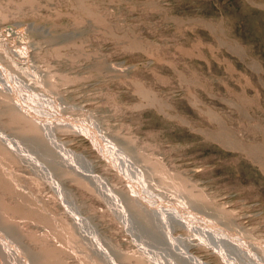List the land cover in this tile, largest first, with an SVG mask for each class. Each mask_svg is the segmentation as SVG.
I'll return each mask as SVG.
<instances>
[{
  "label": "rangeland",
  "instance_id": "1",
  "mask_svg": "<svg viewBox=\"0 0 264 264\" xmlns=\"http://www.w3.org/2000/svg\"><path fill=\"white\" fill-rule=\"evenodd\" d=\"M0 264H264V0H0Z\"/></svg>",
  "mask_w": 264,
  "mask_h": 264
},
{
  "label": "bare ground",
  "instance_id": "2",
  "mask_svg": "<svg viewBox=\"0 0 264 264\" xmlns=\"http://www.w3.org/2000/svg\"><path fill=\"white\" fill-rule=\"evenodd\" d=\"M36 110V109H35ZM36 112V111H35ZM98 139V138H97ZM103 143V142H102ZM107 146V145H106ZM111 153H109V155H110ZM112 154H113V152H112ZM117 155V154H116ZM116 155H115V157H116ZM111 156H113L114 157V155H111ZM136 172V171H135ZM188 216H190V215H188ZM197 218V217H196ZM197 220V219H196ZM207 225V224H206ZM167 241H170V240H167Z\"/></svg>",
  "mask_w": 264,
  "mask_h": 264
}]
</instances>
